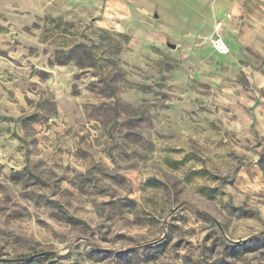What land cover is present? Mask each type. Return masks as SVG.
Returning a JSON list of instances; mask_svg holds the SVG:
<instances>
[{
    "label": "rangeland",
    "instance_id": "1",
    "mask_svg": "<svg viewBox=\"0 0 264 264\" xmlns=\"http://www.w3.org/2000/svg\"><path fill=\"white\" fill-rule=\"evenodd\" d=\"M0 264H264V0H0Z\"/></svg>",
    "mask_w": 264,
    "mask_h": 264
},
{
    "label": "built area",
    "instance_id": "2",
    "mask_svg": "<svg viewBox=\"0 0 264 264\" xmlns=\"http://www.w3.org/2000/svg\"><path fill=\"white\" fill-rule=\"evenodd\" d=\"M227 18L230 15H226ZM221 28V23H217L215 26V35L210 40V45L212 50L220 55H226L229 52V47L227 43L219 36L218 31Z\"/></svg>",
    "mask_w": 264,
    "mask_h": 264
},
{
    "label": "water",
    "instance_id": "3",
    "mask_svg": "<svg viewBox=\"0 0 264 264\" xmlns=\"http://www.w3.org/2000/svg\"><path fill=\"white\" fill-rule=\"evenodd\" d=\"M218 228L220 229V226H218ZM51 255H53L52 252H43V253L34 254L24 260H29V259H33V258L41 257V256H51Z\"/></svg>",
    "mask_w": 264,
    "mask_h": 264
},
{
    "label": "trees",
    "instance_id": "4",
    "mask_svg": "<svg viewBox=\"0 0 264 264\" xmlns=\"http://www.w3.org/2000/svg\"><path fill=\"white\" fill-rule=\"evenodd\" d=\"M63 211V210H62ZM66 213V212H65ZM67 216V219L70 220V221H75V222H78L76 219L72 218L70 215H66ZM224 240V239H223ZM224 242L228 243L226 240H224ZM152 244H155V243H152ZM247 243H244V242H239L237 244H232V246H246ZM147 245H150V244H147Z\"/></svg>",
    "mask_w": 264,
    "mask_h": 264
}]
</instances>
